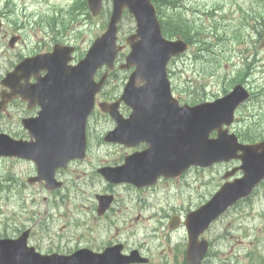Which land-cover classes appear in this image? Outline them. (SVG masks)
Instances as JSON below:
<instances>
[{"label": "rangeland", "instance_id": "374dc122", "mask_svg": "<svg viewBox=\"0 0 264 264\" xmlns=\"http://www.w3.org/2000/svg\"><path fill=\"white\" fill-rule=\"evenodd\" d=\"M173 2H176L178 6L174 7ZM234 2V0H172L168 4L162 5V9L165 12H171L173 14H179L180 12L191 18H194V14L191 13L192 11L209 10L215 12V17L225 23L226 20L223 21L222 19L223 14H235L234 16H236L233 10L235 6ZM240 2L244 8L252 2V8L240 15V20L237 18L239 23L235 27L240 24L243 28H246L247 22L250 20L249 15L253 14V20L251 22L259 25L261 35H253L252 32L244 33L240 28L238 30L241 36L247 40V46L250 47L251 43L256 42L255 44L259 47L257 49V55L261 61L258 59L255 71L245 79V82L253 88L257 96H255L254 100L246 104L243 110V117L240 116L239 118L242 120L241 122L238 120L235 129L245 128L253 121L254 114H256V120L263 117L260 124L264 127V0H251L247 4H244L242 1ZM68 4H70L69 0H0V13L7 12V16L4 13V32L12 35L20 34L24 39L23 43H19L13 49L8 46V39H0V80L11 69L13 64L18 61L19 57L37 50H43L42 48L48 45L50 42L48 36L51 35V31L43 27V24L53 14L59 15V12L55 8L59 6L68 8ZM106 19V14H103L101 17L89 19L84 14L72 16L67 11H64L58 20H63L65 23L67 30L63 31V34L67 33L66 38L76 39L78 43H81L82 47H85L97 35L102 33L104 30L102 23ZM201 19L197 14L196 22L202 25V34L205 26H203V20ZM130 21L129 18H126L122 24V33L124 36L130 30V33L133 30V28L131 29L132 23ZM22 24H25V26H22ZM58 27H60V23ZM190 28L191 30L195 29L192 25ZM199 36L200 34H197L194 37L198 39ZM251 38L253 42L250 41ZM208 41H213V35L212 37H208ZM244 48L245 45L238 44L234 40L222 45L223 65H218V63L212 64L214 54L219 49V45H215L213 49L206 52V61L194 60L192 54V59H179L175 66L176 74L174 77L176 85L182 88L184 92L186 91V87L192 91L198 89V92H194L198 93V96H200L204 87L210 93L208 97H211L213 94H223V89L229 88L232 85L230 80L233 75H237L239 70L244 67L243 65L241 66L244 55L242 51ZM247 52L245 51V53ZM182 70L183 73L180 72ZM224 72L228 76L225 83L221 77ZM210 74H213V76H210ZM123 83V76L119 73V77L116 75L110 80L108 90L114 94L119 93ZM189 83L191 84L190 86ZM23 113V107L13 104L8 114L9 117L5 118V120H0V129L15 131V123L18 122L21 116H24L22 115ZM106 128L107 125L103 119H97L93 127V139L98 138L99 141L100 136L105 132ZM20 130L18 129L17 132ZM99 146H103V144L95 143L90 151L94 155H97V161L106 159L108 153L118 149V147L113 146L105 150L104 148L100 149ZM233 165L234 163H219L210 169L203 170V172L200 171V174L195 171L188 173L186 179L183 181L186 180L189 186L183 189V192L178 190L180 188L179 186H174L177 184L181 185L183 182L181 179H177L176 181H163L157 188L146 189L145 191L153 195L152 197H155L161 193L178 190L174 198L168 200L166 205L172 206L176 210H180L181 214H184L188 208H194L197 205L200 200L198 193L203 195L201 199H207L216 190L218 184L221 183V179L226 170ZM32 172L35 173V167L30 163L15 162L12 158L0 159V185L5 188L10 187V191L0 193V209L2 207V212L0 213V234L4 230L5 220L13 216L15 219L10 221L11 226L8 227L9 233L13 234L15 228L24 229L33 226L35 228L33 238L37 239L36 242H43L44 246H46L48 245L47 242L50 240V237L58 241L54 237L55 235L58 236L57 233L53 232L48 235V232L49 229L51 231L57 230L63 224V222H60L54 227V220L61 219L58 215L59 211L66 212L72 223H75V220L79 218L74 208L81 200L83 190L84 192L89 191V186L84 185L83 187L82 184L79 185V180H76L70 184V186H73L74 195L73 192L69 191L62 200L61 190L50 194L44 190L42 185L29 186L26 179L28 174ZM71 173H69V177ZM201 180H204L205 183H201ZM96 188H99L98 185H96ZM149 191L155 192L152 193ZM117 192V200L124 202H127L131 195H135L134 190L127 188ZM145 193H138L137 198L143 201H149L150 198L146 197L144 195ZM258 195L264 197V187L261 188ZM45 196L48 198L47 201L44 198ZM61 204L63 205L62 207L60 206ZM242 204L225 214L209 233L213 239V253L205 259V262L208 264H264V219H262L264 218V200L258 201L255 199L253 207L247 206V202H243ZM58 205L59 207L54 208V206ZM138 206H141V203L138 202ZM48 207L49 215L46 213ZM16 213L21 214L22 217L16 216ZM151 214H154V212L150 210L146 211V217ZM45 224L48 229L42 230ZM154 225L155 217L152 218V221L146 220L147 231L151 230ZM175 235L184 236V232L181 230L176 232ZM66 240L70 239H61L62 242Z\"/></svg>", "mask_w": 264, "mask_h": 264}, {"label": "water", "instance_id": "95a60500", "mask_svg": "<svg viewBox=\"0 0 264 264\" xmlns=\"http://www.w3.org/2000/svg\"><path fill=\"white\" fill-rule=\"evenodd\" d=\"M102 1L88 0L90 9L94 14L100 12ZM125 8H128L135 15L139 27L137 37L129 40L132 51L127 57L128 63L137 65V73L143 72L147 74L145 78L150 79L149 86H155L166 92L167 88L163 77L164 64L171 54L179 50L181 42L163 40L156 11L150 0H113V13L108 31L94 43L89 51V57L79 71L76 70L67 76L77 79L78 73L85 75L87 68L92 65L91 58H94V60L103 59L100 63L102 61H108L109 63L113 61L117 50L115 46L116 27ZM34 59H37L38 64L45 66L49 72L43 80L44 85L57 82L60 74L65 73L60 66V59L55 54L38 55L32 59L25 60V62ZM39 70L33 73L37 74ZM66 70L73 71V69L67 68ZM134 80L135 77L132 78V81ZM46 90L49 94H51V91L55 94L54 87H51V90L46 87ZM95 92L96 88L89 92L82 87L81 91L76 94L78 101L81 100V107L86 109L84 117L88 109L90 110L92 107ZM145 95L146 93L143 94V96ZM124 97H126V94H124ZM232 102L233 97L230 96V98H222L213 104L197 106L189 111L169 112L167 115L169 125L164 130V133L158 135V141L164 145L165 149L155 150L149 156H144L143 160L153 166L163 167L167 171L172 167L183 165L188 160L200 165H210L216 160L238 157L237 150L242 149L243 154L240 157L244 160V164L241 167L246 171V177L242 180V183L258 177L261 174V167L264 165V142L247 146H242L232 141L228 143L214 142L212 144L208 143V148L204 152L198 149L206 145L210 129L223 121H227V113ZM158 114L155 122L160 126L165 122L166 118L161 113ZM225 136L222 131L221 137ZM20 149L24 152L28 151L26 147H21ZM43 175L47 177L46 171L43 172ZM231 200L229 199V201ZM200 231L192 230L190 227L191 239L195 240ZM26 237L27 235L23 234L18 240L0 241V251H2L0 264H52V261H48L43 256H36L27 252L25 247ZM74 259L73 257L68 261L72 263ZM193 264L198 263L193 262Z\"/></svg>", "mask_w": 264, "mask_h": 264}, {"label": "trees", "instance_id": "16d2710c", "mask_svg": "<svg viewBox=\"0 0 264 264\" xmlns=\"http://www.w3.org/2000/svg\"><path fill=\"white\" fill-rule=\"evenodd\" d=\"M155 2L162 6L165 3H169V0H155ZM85 3V0H76L75 6L82 4L85 8ZM161 21L163 23L165 32L170 36L178 35L187 38L188 40H193V29L191 30L190 26L192 25L196 29V20L189 17L180 18L178 15L169 14L163 11L161 14ZM196 40L206 43L203 41L201 35L198 39H195V41Z\"/></svg>", "mask_w": 264, "mask_h": 264}, {"label": "flooded vegetation", "instance_id": "af4514ba", "mask_svg": "<svg viewBox=\"0 0 264 264\" xmlns=\"http://www.w3.org/2000/svg\"><path fill=\"white\" fill-rule=\"evenodd\" d=\"M92 205L96 207V205H97V204H96V203H94V204H92Z\"/></svg>", "mask_w": 264, "mask_h": 264}]
</instances>
